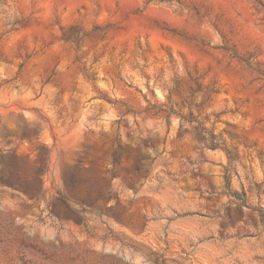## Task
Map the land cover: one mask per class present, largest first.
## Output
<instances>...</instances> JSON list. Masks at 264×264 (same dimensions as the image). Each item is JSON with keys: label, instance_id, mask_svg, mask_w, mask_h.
<instances>
[{"label": "rangeland", "instance_id": "rangeland-1", "mask_svg": "<svg viewBox=\"0 0 264 264\" xmlns=\"http://www.w3.org/2000/svg\"><path fill=\"white\" fill-rule=\"evenodd\" d=\"M0 264H264V0H0Z\"/></svg>", "mask_w": 264, "mask_h": 264}]
</instances>
